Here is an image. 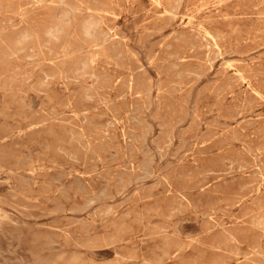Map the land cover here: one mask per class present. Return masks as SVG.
Listing matches in <instances>:
<instances>
[{
  "label": "rangeland",
  "instance_id": "1",
  "mask_svg": "<svg viewBox=\"0 0 264 264\" xmlns=\"http://www.w3.org/2000/svg\"><path fill=\"white\" fill-rule=\"evenodd\" d=\"M0 264H264V0H0Z\"/></svg>",
  "mask_w": 264,
  "mask_h": 264
}]
</instances>
